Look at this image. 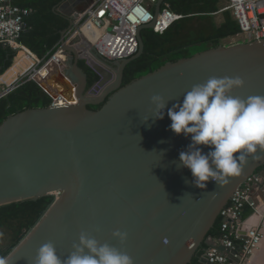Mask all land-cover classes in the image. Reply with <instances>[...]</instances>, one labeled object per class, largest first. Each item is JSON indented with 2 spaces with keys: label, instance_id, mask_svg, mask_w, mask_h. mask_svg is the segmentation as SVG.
<instances>
[{
  "label": "water",
  "instance_id": "obj_1",
  "mask_svg": "<svg viewBox=\"0 0 264 264\" xmlns=\"http://www.w3.org/2000/svg\"><path fill=\"white\" fill-rule=\"evenodd\" d=\"M165 1L157 4L156 16ZM65 18L70 28L61 41L66 60L61 74L72 82L77 101L27 109L0 125V207L54 192L61 196L4 261L34 264L38 249L48 242L63 260L84 232L126 252L134 264H192L222 210L264 166V152L248 157L228 183L209 181L201 190L179 162L190 138L170 130L167 110L211 77L242 78L243 86L232 90L240 98L264 96V40L220 45L168 62L124 86L127 66L144 54L143 31L154 30L155 23L139 28L138 54L116 62L83 37L67 43L75 25ZM83 52L104 77L100 86H107L100 94L99 87L86 92L88 77L79 66ZM101 69L117 74L113 85ZM153 95L168 103L163 119L153 117ZM117 230L127 233L123 244L113 239Z\"/></svg>",
  "mask_w": 264,
  "mask_h": 264
},
{
  "label": "trees",
  "instance_id": "obj_2",
  "mask_svg": "<svg viewBox=\"0 0 264 264\" xmlns=\"http://www.w3.org/2000/svg\"><path fill=\"white\" fill-rule=\"evenodd\" d=\"M221 1L166 0L172 11L183 18L175 22L163 35L156 34L154 30L143 31L144 54L127 66L123 85H128L133 80L158 70L168 62L191 57L220 46L225 39L235 38L240 33V27L231 12L222 13L224 17L222 24L216 22L215 15L222 9ZM63 2L64 0H15L20 7L32 10L26 18V28L21 42L41 59L48 60L51 57L60 44L61 33L69 28V22L54 11L55 7ZM199 46L203 49L201 50ZM16 57L17 51L0 44V76L12 67ZM79 66L88 77L86 92L90 91L100 82L101 75L89 65L86 59L80 60ZM47 71L48 76L38 77L42 81V86L53 95L63 94L76 102V92L74 93V90L70 92L62 84L66 78L60 73L58 65L50 63ZM66 81L69 83V80ZM52 101L51 95L36 81H27L0 100V125L11 115L27 109L49 107ZM99 108L90 107L92 110ZM263 171L264 166L257 173ZM54 201L55 197L49 196L0 207V235L6 234L9 238L6 246L0 245V259L5 260L28 236ZM221 224L222 219L219 217L207 239L219 238ZM207 239L194 257L192 264H205L202 258L208 248Z\"/></svg>",
  "mask_w": 264,
  "mask_h": 264
},
{
  "label": "built area",
  "instance_id": "obj_3",
  "mask_svg": "<svg viewBox=\"0 0 264 264\" xmlns=\"http://www.w3.org/2000/svg\"><path fill=\"white\" fill-rule=\"evenodd\" d=\"M159 1L161 0H97L79 15L77 24L67 34V43L77 37H83L102 57L110 61L129 59L139 52L140 27L155 23L154 32L163 35L175 22L183 18L173 12L166 1L156 16ZM226 1L227 4L219 13L231 12L240 27V33L233 40L238 41V44L264 40V0ZM31 13V9L20 7L15 0H0V44L13 48L17 51V57L23 55L25 61L15 80L10 84L0 83V100L27 81L37 82L36 76L42 74L49 63H54L60 68L65 64L62 45L45 60L22 44L26 18ZM85 59L89 61L90 57ZM52 98L50 106L53 107L75 104L64 95ZM256 189H261L264 196V177L260 173L249 178L222 210L221 233L218 239H207L208 248L202 258L205 264H232L235 261L236 264H249L263 238L260 228L244 230L247 206L256 207V203L252 201ZM52 196L57 200L61 192H54ZM221 247H225L229 252L221 251Z\"/></svg>",
  "mask_w": 264,
  "mask_h": 264
},
{
  "label": "clouds",
  "instance_id": "obj_4",
  "mask_svg": "<svg viewBox=\"0 0 264 264\" xmlns=\"http://www.w3.org/2000/svg\"><path fill=\"white\" fill-rule=\"evenodd\" d=\"M243 84L240 77H211L193 85L183 95L182 102L167 110L170 130L190 138L187 150L179 153V162L191 172L194 186L201 190L209 181L216 186L228 183L229 177L240 175L248 157L255 158L258 152H264V96L240 98L233 95L232 90ZM151 104L155 107L153 117L163 119L168 103L160 95H153ZM205 147L209 149L207 153L203 151ZM112 236L121 244L127 239V233L119 230ZM0 264L6 262L0 259ZM34 264L134 262L126 252L108 243L101 244L82 232L65 259L61 260L55 245L48 242L38 249Z\"/></svg>",
  "mask_w": 264,
  "mask_h": 264
},
{
  "label": "crops",
  "instance_id": "obj_5",
  "mask_svg": "<svg viewBox=\"0 0 264 264\" xmlns=\"http://www.w3.org/2000/svg\"><path fill=\"white\" fill-rule=\"evenodd\" d=\"M95 1H97V0H64L63 3H61L60 5L55 7L54 11L56 12L57 15H59L64 20H66L65 17L73 19L74 25H76L78 22L79 15L82 14ZM69 28H70V23H69ZM66 30H69V29H66ZM65 31H63L61 33V40H60L59 45H61V41L63 39V33ZM233 39L234 38H228V39H225L223 41L224 42L229 41V40L233 41ZM224 46H226V44ZM24 65H25L24 56L18 57L15 64L4 75L7 76V74L9 72H11V70H13V69L15 72L13 71L14 73L13 72L9 73L8 76L5 77L4 79L1 76L0 77V83L3 82V83L10 84L13 80H15V78L17 77V74L19 73L21 68L24 67ZM61 68H60V73H64L63 69H61ZM65 69H67V68H65ZM64 71H66V70H64ZM47 72L44 73L45 76H48ZM66 80H69V83ZM62 82H63L62 84L64 86H66L70 90V92L74 90L73 89L74 86H73L72 82L70 81V79H65ZM50 95L52 97H55V95H53L52 93H50ZM260 174L264 177V171ZM252 201L254 203H256V207L253 208L251 206H247V208L245 210V214H244V230L246 231L248 229L260 228L262 231L263 238H262V241H261V244H260L258 250L256 251L255 255L250 260L249 264H264V221L262 222V219L264 216V196H263L261 189L255 190V192L253 193V196H252ZM236 263H237V261H235L232 264H236Z\"/></svg>",
  "mask_w": 264,
  "mask_h": 264
},
{
  "label": "rangeland",
  "instance_id": "obj_6",
  "mask_svg": "<svg viewBox=\"0 0 264 264\" xmlns=\"http://www.w3.org/2000/svg\"><path fill=\"white\" fill-rule=\"evenodd\" d=\"M226 4H227V1L226 0H222L220 6L223 8ZM215 19H216V22L218 24H222L224 22V17H223L222 13H219V14L215 15ZM225 44H226V46H232V45L238 44V41H236V40H233V41L229 40V41H225V42L222 41L221 45H225ZM201 46H199V48H201V50H202L203 47H201ZM111 80H114V76H113V78H107L108 84H109V81H111ZM106 86L107 85H104L103 87H99L98 90H97V94L102 93ZM8 242H9L8 236L6 234H1L0 235V245H5L6 246L8 244Z\"/></svg>",
  "mask_w": 264,
  "mask_h": 264
},
{
  "label": "flooded vegetation",
  "instance_id": "obj_7",
  "mask_svg": "<svg viewBox=\"0 0 264 264\" xmlns=\"http://www.w3.org/2000/svg\"><path fill=\"white\" fill-rule=\"evenodd\" d=\"M81 56H82V59L81 60H83V59H85V57H89V55L86 53V52H83V53H81ZM87 60V59H86ZM102 70V69H101ZM106 70V69H105ZM105 70H102L104 73H105V75H106V78L108 77V78H113V76H114V80H111V81H109V86L110 85H113L115 82H116V80H117V74L115 73V72H113V71H109V73H106L105 72ZM116 77V78H115ZM103 79H104V77H102L101 76V80H100V82L93 88V89H91L90 91H92V90H96V88L97 87H101L100 86V83H101V81H103ZM90 91H87V92H90ZM96 93H97V90H96ZM96 96H99V95H96Z\"/></svg>",
  "mask_w": 264,
  "mask_h": 264
},
{
  "label": "bare ground",
  "instance_id": "obj_8",
  "mask_svg": "<svg viewBox=\"0 0 264 264\" xmlns=\"http://www.w3.org/2000/svg\"><path fill=\"white\" fill-rule=\"evenodd\" d=\"M21 56H22V55H21ZM19 57H20V56H19ZM17 58H18V57H17ZM49 64H50V63H49ZM49 64H48V65H49ZM48 65H47V67L41 72L42 74L39 73V74L36 76V80H37V82H38L40 85H42V81H41V79H39L38 77L44 75V73L47 72L46 70H47V68H48ZM15 68H16V67H15ZM13 71H14V69L11 70V72H9V73H12ZM14 72H15V71H14ZM14 72H13V73H14ZM9 73H8V74H9ZM8 74H7V76H8ZM47 74H49V73L47 72ZM15 75H16V74H15ZM7 76L4 75V76H2V77H3V79H4V78L7 77ZM43 87H44V86H43ZM44 88H45V87H44ZM45 89H46V88H45ZM60 95H63V94H60ZM55 96L57 97L58 95H55ZM64 96H65V95H64ZM66 97H67V96H66ZM72 102H74V101H72Z\"/></svg>",
  "mask_w": 264,
  "mask_h": 264
}]
</instances>
